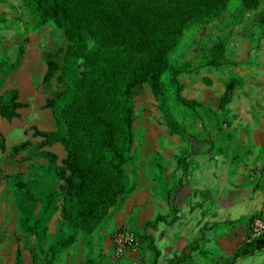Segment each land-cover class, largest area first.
Here are the masks:
<instances>
[{
	"label": "trees",
	"instance_id": "obj_1",
	"mask_svg": "<svg viewBox=\"0 0 264 264\" xmlns=\"http://www.w3.org/2000/svg\"><path fill=\"white\" fill-rule=\"evenodd\" d=\"M234 0H24L25 8L37 25L51 23L62 31L66 46L59 54H45L46 70L43 84L57 88L52 98H46L44 108L51 111L54 130L39 131L33 136L42 138L39 149L60 144L65 151L62 166L55 168L61 180V220L74 232L94 234L109 217L111 211L132 191L127 170L129 151L133 143L136 91L147 86L158 102L171 132L186 137L185 130L168 117L161 79L169 72L176 86V100L195 110L199 104L181 96L177 78L203 68H219L227 64L224 44L197 49L194 60L172 65L170 55L179 45L185 31L192 25L205 27L219 19ZM261 0H240V8L254 11ZM264 21V20H263ZM230 79L219 97L218 110L229 104L237 86ZM51 91V90H50ZM49 92V91H46ZM52 92V91H51ZM26 107L19 102L18 91L0 94V117L19 118L18 110ZM22 147L16 146L17 153ZM4 151V139L0 138ZM40 157L54 166L57 157L41 151ZM185 162V159H183ZM56 191L45 195V203L38 215L32 217L21 209L20 228L40 239L43 224L56 210ZM174 221V220H173ZM166 223L158 216L145 228ZM204 230V228H203ZM201 230V232H203ZM152 253V264H158L160 252L151 236L137 237ZM195 239L180 256L167 264H185L186 250L195 252ZM76 241L75 235L56 240L45 251L34 248L33 264H53L58 255ZM264 251V236L241 244L230 264ZM20 253L17 251V257ZM16 264H20L17 259ZM85 264H96L93 260Z\"/></svg>",
	"mask_w": 264,
	"mask_h": 264
},
{
	"label": "rangeland",
	"instance_id": "obj_2",
	"mask_svg": "<svg viewBox=\"0 0 264 264\" xmlns=\"http://www.w3.org/2000/svg\"><path fill=\"white\" fill-rule=\"evenodd\" d=\"M239 6L240 0H234L225 13L205 29L200 25L189 27L170 55L172 65L194 60L192 67L196 68V60L199 58L195 60L194 56L200 45L211 47L217 42L224 44L226 65L199 69L177 78L182 87L181 96L193 99L199 104L194 111L176 100V86L169 72L163 74L161 79L168 117L185 130L189 141H195L201 147L211 141L217 148L224 142V125L229 116L217 109V104L213 103L212 98L206 99L197 95L202 88L218 95L224 89L225 83L235 79L238 83L234 90L238 96L237 100L240 101L244 94L250 96L248 116L256 122L264 120V0H261L259 8L254 11H245ZM65 46L62 31L53 24H35L33 16L25 8L24 0H0V94L15 88L8 79L23 64V60H39L42 69L45 54H59ZM33 77L35 91L45 100L47 95L43 89L46 84H43L42 76L34 71ZM14 82L20 88L23 98L30 97L31 89L24 79ZM50 87L55 93L57 85L54 80ZM51 89L47 88L46 91ZM135 97L137 99L136 102L133 100V143L127 165L133 189L111 211V215L120 210L127 216H123L121 227L112 229L110 239L112 240L116 232H132L138 242V259L117 258L115 255L114 257L111 244L109 247L101 241L97 247L91 235L74 232L61 220L59 208L62 200L58 187L62 182L55 173V168L62 166L61 161L56 160L52 166L41 158V149L31 137V129L28 128L21 130L17 135L3 132L4 151L0 150V264H15L17 259L20 264H33L34 248L45 251L56 240L68 235H75L77 241L58 255L53 264H85L87 260L96 261L97 264L150 263L151 252L146 243L139 242L133 231L136 223L126 207L139 183L147 178V171L150 170L153 175L155 172L156 175L161 174L160 158L164 149L175 148L174 160L177 156L189 152L191 147L184 138L171 132L163 113L159 110L158 102L147 86L139 88ZM233 115L240 121L244 120L238 113ZM20 145L22 147L19 151L14 153L13 148ZM50 191L57 192V209L45 220L41 238L35 239L19 226L21 209H27L32 217L38 215L45 203V195ZM17 251L20 253L19 257ZM262 259L261 255L247 257L241 264H262Z\"/></svg>",
	"mask_w": 264,
	"mask_h": 264
},
{
	"label": "crops",
	"instance_id": "obj_3",
	"mask_svg": "<svg viewBox=\"0 0 264 264\" xmlns=\"http://www.w3.org/2000/svg\"><path fill=\"white\" fill-rule=\"evenodd\" d=\"M30 61L23 60V64L8 79L18 91L19 102L26 104V107L18 110L19 118L6 120L0 117V138L4 139L3 132L17 135L29 128L31 137L39 144L42 138L34 137L32 128L51 132L54 130V120L51 111L44 108L45 100L35 91L32 83L34 71L43 77L45 62L41 69L39 60ZM18 79L27 82L31 89L30 97L21 96L20 88L14 82ZM47 88L51 89L45 85L43 92L47 98H52L54 92L52 89V92H46ZM223 91L216 95L202 88L197 95L212 98L218 109ZM237 97L233 92L229 104L223 110L229 116L225 120V137L220 146L216 148L209 141L201 147L186 136L183 138L191 147L189 152L173 160L175 148L164 149L160 158L161 174L156 175L155 172L153 175V172L147 171V178L139 183L126 207L136 223L133 230L136 236L153 237L154 245L160 252L158 264H167L175 255L180 256L191 241L201 236L195 252L186 250L185 264H230V258L238 247L247 242L253 221L260 219L264 222V120L256 122L248 116V94L242 95L240 101ZM235 113L244 120L236 119ZM41 151L54 154L60 161L65 158L63 147L57 143L45 146ZM124 215L120 210L112 215L110 213L101 227L91 235L97 247L101 241L109 247L112 245L113 256L111 231L114 227H121ZM158 216L164 217L166 223L145 228ZM257 255L263 256L261 263L264 264V251L253 256ZM121 257L138 259L137 247L128 248L117 258ZM244 259L235 264H241ZM152 262L151 256L149 264Z\"/></svg>",
	"mask_w": 264,
	"mask_h": 264
},
{
	"label": "built area",
	"instance_id": "obj_4",
	"mask_svg": "<svg viewBox=\"0 0 264 264\" xmlns=\"http://www.w3.org/2000/svg\"><path fill=\"white\" fill-rule=\"evenodd\" d=\"M264 236V222L260 219H255L252 223L250 233L247 242L255 240ZM112 242L114 244V255L121 256L128 248H136L138 242L134 237V234L129 231H122L115 233L112 236Z\"/></svg>",
	"mask_w": 264,
	"mask_h": 264
},
{
	"label": "bare ground",
	"instance_id": "obj_5",
	"mask_svg": "<svg viewBox=\"0 0 264 264\" xmlns=\"http://www.w3.org/2000/svg\"><path fill=\"white\" fill-rule=\"evenodd\" d=\"M28 91H29V90H28ZM28 91H26V92H28ZM26 92H25V93H26Z\"/></svg>",
	"mask_w": 264,
	"mask_h": 264
}]
</instances>
